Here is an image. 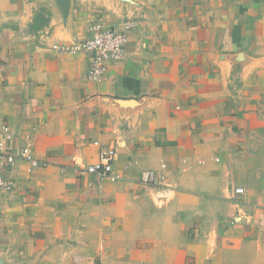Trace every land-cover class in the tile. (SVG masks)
<instances>
[{
    "label": "crops",
    "instance_id": "1",
    "mask_svg": "<svg viewBox=\"0 0 264 264\" xmlns=\"http://www.w3.org/2000/svg\"><path fill=\"white\" fill-rule=\"evenodd\" d=\"M128 20L99 81L51 49ZM1 125L43 165L7 173L0 264H264V0H0ZM102 149L121 181L80 174Z\"/></svg>",
    "mask_w": 264,
    "mask_h": 264
},
{
    "label": "built area",
    "instance_id": "2",
    "mask_svg": "<svg viewBox=\"0 0 264 264\" xmlns=\"http://www.w3.org/2000/svg\"><path fill=\"white\" fill-rule=\"evenodd\" d=\"M136 27L135 21L128 20L124 23V33H118L105 28L100 23H92L89 26L90 37L72 44H55L51 49L57 53L76 55L86 53L90 55V69L88 76L93 81H99L106 71L108 61L122 60L126 55L127 37L126 31ZM13 139V134L7 125L0 126V191L12 192L15 189V182L7 178L10 168L15 165L18 159L26 161L29 169L42 166L31 155L30 146L21 148L18 152L6 149V143ZM114 149H102L99 153L98 161L80 170L81 175L96 176L101 183L105 180L117 182L124 179V175L116 171L114 163L116 160ZM166 166L161 165L160 170H148L141 173L139 183L155 189H168L169 184L165 173ZM234 195L244 193L242 188H235Z\"/></svg>",
    "mask_w": 264,
    "mask_h": 264
},
{
    "label": "water",
    "instance_id": "3",
    "mask_svg": "<svg viewBox=\"0 0 264 264\" xmlns=\"http://www.w3.org/2000/svg\"><path fill=\"white\" fill-rule=\"evenodd\" d=\"M60 5L62 8L63 16L65 18L68 12L69 0H60Z\"/></svg>",
    "mask_w": 264,
    "mask_h": 264
}]
</instances>
